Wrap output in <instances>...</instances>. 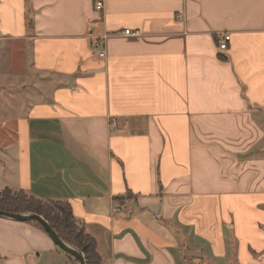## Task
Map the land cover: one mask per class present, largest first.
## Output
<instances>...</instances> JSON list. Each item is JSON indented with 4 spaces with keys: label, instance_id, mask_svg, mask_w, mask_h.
<instances>
[{
    "label": "crops",
    "instance_id": "0c3cea01",
    "mask_svg": "<svg viewBox=\"0 0 264 264\" xmlns=\"http://www.w3.org/2000/svg\"><path fill=\"white\" fill-rule=\"evenodd\" d=\"M6 190L69 204L103 264H264V0H0ZM35 254L76 264L0 218V264Z\"/></svg>",
    "mask_w": 264,
    "mask_h": 264
},
{
    "label": "trees",
    "instance_id": "16d2710c",
    "mask_svg": "<svg viewBox=\"0 0 264 264\" xmlns=\"http://www.w3.org/2000/svg\"><path fill=\"white\" fill-rule=\"evenodd\" d=\"M0 211L12 214H36L41 216L48 222L61 240L84 255L86 264H103L102 258L97 251L96 241L87 235L83 229L78 228L69 204L43 202L23 192L12 194L11 191L6 190L0 196ZM28 224H33L44 231L43 227L36 221H31ZM60 251L63 252L62 250ZM66 255L76 264H79L77 260L68 254Z\"/></svg>",
    "mask_w": 264,
    "mask_h": 264
},
{
    "label": "water",
    "instance_id": "95a60500",
    "mask_svg": "<svg viewBox=\"0 0 264 264\" xmlns=\"http://www.w3.org/2000/svg\"><path fill=\"white\" fill-rule=\"evenodd\" d=\"M0 218L14 222H19V223H29L31 221L38 222L43 227L45 233L56 247H58L64 253L68 254L69 256L77 260L79 264H86L84 255L77 249L71 247L63 240H61L57 235V233L48 224V222L45 221L41 216L36 214H12V213L0 211Z\"/></svg>",
    "mask_w": 264,
    "mask_h": 264
},
{
    "label": "built area",
    "instance_id": "2783aa9c",
    "mask_svg": "<svg viewBox=\"0 0 264 264\" xmlns=\"http://www.w3.org/2000/svg\"><path fill=\"white\" fill-rule=\"evenodd\" d=\"M94 7L97 12H102L105 8V0H94ZM125 36H138V32H131V31H125ZM107 37L98 38L92 43L93 49L98 51V56L101 59H104L106 57V51H105V40ZM230 41V36H223L219 39V49L221 51H225L227 49L228 42ZM119 120L113 118L110 121V128L113 132L118 131L119 129ZM129 199H125L123 203V208H126L128 205Z\"/></svg>",
    "mask_w": 264,
    "mask_h": 264
},
{
    "label": "rangeland",
    "instance_id": "374dc122",
    "mask_svg": "<svg viewBox=\"0 0 264 264\" xmlns=\"http://www.w3.org/2000/svg\"><path fill=\"white\" fill-rule=\"evenodd\" d=\"M14 193H16V192H12V194H14ZM0 196H1V194H0ZM77 226L79 229H82L79 225H77ZM29 258H30L29 260L28 259L26 260L27 264H48L45 256H43V258L39 259L35 254V255H31Z\"/></svg>",
    "mask_w": 264,
    "mask_h": 264
}]
</instances>
